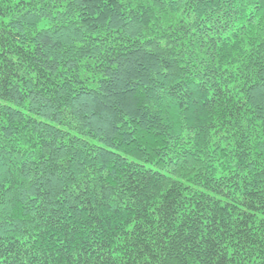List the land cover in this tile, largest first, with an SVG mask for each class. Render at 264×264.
<instances>
[{
    "label": "trees",
    "instance_id": "obj_1",
    "mask_svg": "<svg viewBox=\"0 0 264 264\" xmlns=\"http://www.w3.org/2000/svg\"><path fill=\"white\" fill-rule=\"evenodd\" d=\"M0 264H264V0H0Z\"/></svg>",
    "mask_w": 264,
    "mask_h": 264
}]
</instances>
